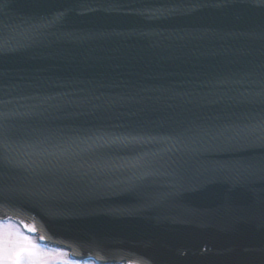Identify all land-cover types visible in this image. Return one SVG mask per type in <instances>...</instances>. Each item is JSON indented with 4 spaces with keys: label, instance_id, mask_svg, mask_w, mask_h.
<instances>
[{
    "label": "water",
    "instance_id": "water-1",
    "mask_svg": "<svg viewBox=\"0 0 264 264\" xmlns=\"http://www.w3.org/2000/svg\"><path fill=\"white\" fill-rule=\"evenodd\" d=\"M262 66L254 0H2L0 216L98 258L264 264V149L201 132L264 120Z\"/></svg>",
    "mask_w": 264,
    "mask_h": 264
},
{
    "label": "snow or ice",
    "instance_id": "snow-or-ice-1",
    "mask_svg": "<svg viewBox=\"0 0 264 264\" xmlns=\"http://www.w3.org/2000/svg\"><path fill=\"white\" fill-rule=\"evenodd\" d=\"M2 2V0H0ZM261 7H264V0H254ZM199 5L192 4L185 11L194 10ZM180 9L170 10L179 11ZM262 79H264V66H262ZM261 103H264V91L261 92ZM229 126L213 127L207 130L201 129L204 138V150L209 152H234L248 148L260 147L264 149V120L253 126H246L245 129L229 134ZM188 131H192L189 129ZM247 135H255L259 143H242ZM9 164L15 163L8 161ZM247 172V178H259L264 180V156L259 159L250 158L242 162ZM126 191L135 192V186L129 187ZM10 200L5 189L0 188V207H8ZM10 220L5 214V219L0 220V264H52V260L62 253H52L40 248L28 236L22 233L11 231ZM22 223V222H21ZM27 228V225H24ZM35 231V229H32ZM43 239V237H41ZM56 264H72L71 261H56Z\"/></svg>",
    "mask_w": 264,
    "mask_h": 264
},
{
    "label": "rangeland",
    "instance_id": "rangeland-1",
    "mask_svg": "<svg viewBox=\"0 0 264 264\" xmlns=\"http://www.w3.org/2000/svg\"><path fill=\"white\" fill-rule=\"evenodd\" d=\"M11 225H12L11 231H12L13 233L19 232L18 229L16 228V226H15L14 224L11 223ZM19 233H20V232H19ZM40 248L43 249L42 247H40ZM43 250H45V249H43ZM51 250H53V249H51ZM45 251L52 252V251H50V250H45ZM52 253H55V252H52ZM57 258H60V256H59V255L56 256V257L52 260V264H56ZM59 261H67V260L65 259V256H62L61 259H60ZM73 264H74V263H73Z\"/></svg>",
    "mask_w": 264,
    "mask_h": 264
}]
</instances>
